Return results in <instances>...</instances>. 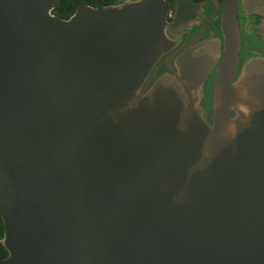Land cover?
Listing matches in <instances>:
<instances>
[{
	"label": "water",
	"instance_id": "95a60500",
	"mask_svg": "<svg viewBox=\"0 0 264 264\" xmlns=\"http://www.w3.org/2000/svg\"><path fill=\"white\" fill-rule=\"evenodd\" d=\"M62 2L0 0V264H264V60L233 82L238 0L212 125L196 106L206 73L147 82L166 0L67 20Z\"/></svg>",
	"mask_w": 264,
	"mask_h": 264
},
{
	"label": "flooded vegetation",
	"instance_id": "af4514ba",
	"mask_svg": "<svg viewBox=\"0 0 264 264\" xmlns=\"http://www.w3.org/2000/svg\"><path fill=\"white\" fill-rule=\"evenodd\" d=\"M119 3L120 0L116 4ZM166 3L168 44L147 82H151V88L162 76L181 75L185 65L200 74L206 73L196 106L203 119L212 125L216 77L225 51V0H166ZM237 10L241 51L233 78L235 84L251 59L264 60V7L251 6L250 11L244 10L243 0H238ZM232 117L237 118L236 112H232Z\"/></svg>",
	"mask_w": 264,
	"mask_h": 264
},
{
	"label": "trees",
	"instance_id": "16d2710c",
	"mask_svg": "<svg viewBox=\"0 0 264 264\" xmlns=\"http://www.w3.org/2000/svg\"><path fill=\"white\" fill-rule=\"evenodd\" d=\"M118 0H63L62 4L53 12L56 16L62 19L71 18L77 9L81 6L87 5L93 8H103L110 5H115ZM4 222L0 217V260L8 257V251L3 245L4 238Z\"/></svg>",
	"mask_w": 264,
	"mask_h": 264
}]
</instances>
